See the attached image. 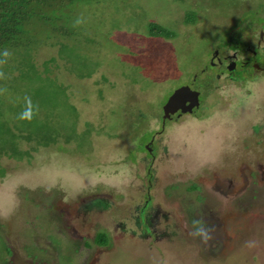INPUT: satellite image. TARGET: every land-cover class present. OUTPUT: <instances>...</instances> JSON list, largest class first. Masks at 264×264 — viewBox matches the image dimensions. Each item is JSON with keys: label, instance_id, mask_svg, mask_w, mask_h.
Wrapping results in <instances>:
<instances>
[{"label": "rangeland", "instance_id": "rangeland-1", "mask_svg": "<svg viewBox=\"0 0 264 264\" xmlns=\"http://www.w3.org/2000/svg\"><path fill=\"white\" fill-rule=\"evenodd\" d=\"M58 18L0 64V264H264V82L209 63L264 29V0H87ZM184 82L199 105L155 140L148 182L140 143ZM146 196L158 214L135 224Z\"/></svg>", "mask_w": 264, "mask_h": 264}, {"label": "flooded vegetation", "instance_id": "flooded-vegetation-1", "mask_svg": "<svg viewBox=\"0 0 264 264\" xmlns=\"http://www.w3.org/2000/svg\"><path fill=\"white\" fill-rule=\"evenodd\" d=\"M234 29L235 28H232L231 31ZM245 30L247 33H245L243 37L241 36L236 37V42L233 47L223 48L222 50L221 49L219 50L216 48L215 49L216 52H214L213 50L212 53L210 54L211 57L209 58V63L211 67L216 69V72H214V75L217 77L218 80L219 79L221 80L223 79L222 77H225L224 80L227 82L229 81L234 82V83L242 82V84H245L247 86L250 85V88L253 90L256 87L259 88V86L263 84L264 82V79H263L264 78V29L263 28H258V29L253 28V29H245ZM244 37L246 38V40H243L240 43L238 40L241 38L243 39ZM233 72L237 73V75H234ZM225 83L226 82L223 81L221 84L224 85ZM181 85H187L190 89L194 90L197 93V106L190 108V110H184V111L177 109L173 113H170L165 117H163V112L161 111L159 115L160 118H158L159 120L157 121L158 122L157 128L156 127L154 128V130L150 133L146 141L144 142L142 141L140 143L141 151L138 150V152L140 153L141 157L138 156L137 159H139L140 161L137 160L135 161V163H137L139 166V162H142V163L145 162L146 167L145 166L143 167H144L145 179H147L148 182H150V179H153L159 175L155 171V167L153 166L155 165V162L157 161L156 158L160 154V152L158 151V148L154 146L155 140L157 139L161 140V138L164 139L166 137L167 135L165 131L166 124L178 123L179 121L184 120L185 117L191 116L199 105V102H200L199 91L196 88H192L191 87L192 85L189 82L180 83L177 87ZM171 92L172 90L170 91V93ZM161 110H162V107H161ZM256 128L257 127H254V130ZM165 153H166V149H165ZM146 156L149 158V159L147 158L148 160H144ZM226 156H227V153H226ZM212 158H215V157L212 156ZM259 166L261 165L258 164V166H256L257 169ZM137 169H139V167ZM239 172L241 173V171ZM252 175L253 174L250 171H248L246 175L240 174V177L238 179L243 180V183L240 186V188L243 186V184L244 185L245 183L247 184L246 177L248 178V177H251ZM234 185H237V183L233 181V184L229 186L234 187ZM148 186L149 184L145 186L147 190H149ZM226 190L229 191L230 189H226ZM146 197H147V200L146 199L144 200V203L142 204V206H140L139 211L135 213L136 215L133 218V222L135 224H140V225L145 224L144 221H147V223H152V220H153L152 218L156 217L158 214V210L156 208H152L149 205L148 203L149 198L148 196ZM89 199H92V200H87L85 202H82L83 199L80 200L83 203L82 212L84 213H87L88 211L87 208L93 207L92 205L96 203L95 200L97 198L94 199L93 197H91ZM97 200H99V198ZM77 210H79V208H77L76 211ZM139 215L141 216V219ZM161 235H164V233H162ZM101 237H104V236L101 235ZM96 241L99 242V244L101 245V243H103L104 241V238L97 239Z\"/></svg>", "mask_w": 264, "mask_h": 264}, {"label": "trees", "instance_id": "trees-1", "mask_svg": "<svg viewBox=\"0 0 264 264\" xmlns=\"http://www.w3.org/2000/svg\"><path fill=\"white\" fill-rule=\"evenodd\" d=\"M86 1L87 0H0V60L6 59V62L3 64H8L10 53L17 48L20 43L24 42V39L25 41H29V39L31 41L35 40L34 34L30 35L29 39H27L29 29L32 28L31 25L35 23V21H41V18H43L42 21L44 22L51 19L54 23H60V18H58V16L63 14V10ZM65 30V26H61L55 29V31L53 29V34L58 31L65 32ZM149 32L156 36L159 34H167L166 31L162 30L156 23L150 24ZM5 50L9 52L7 58L2 55Z\"/></svg>", "mask_w": 264, "mask_h": 264}, {"label": "water", "instance_id": "water-1", "mask_svg": "<svg viewBox=\"0 0 264 264\" xmlns=\"http://www.w3.org/2000/svg\"><path fill=\"white\" fill-rule=\"evenodd\" d=\"M214 52H216V50H214ZM195 106H197V93L187 85H181L173 89L163 103V117L173 113L177 109L184 111L190 110V108Z\"/></svg>", "mask_w": 264, "mask_h": 264}, {"label": "clouds", "instance_id": "clouds-1", "mask_svg": "<svg viewBox=\"0 0 264 264\" xmlns=\"http://www.w3.org/2000/svg\"><path fill=\"white\" fill-rule=\"evenodd\" d=\"M83 23V20L78 18L76 20V24ZM2 55L7 58L9 56V52L5 50ZM5 60H0V63H5ZM4 74L0 73V78H3ZM25 109L22 113L19 114L18 119L19 120H27L31 121L33 117V106H32V101L30 97H25ZM38 111V109H37ZM193 226L195 228V231L192 233L194 236L200 237L204 242H207V240L211 239V236L209 235V232L207 229L204 228L203 222L202 221H193Z\"/></svg>", "mask_w": 264, "mask_h": 264}]
</instances>
